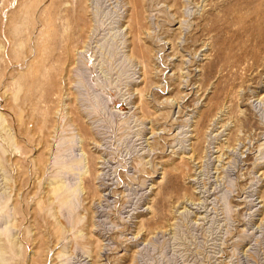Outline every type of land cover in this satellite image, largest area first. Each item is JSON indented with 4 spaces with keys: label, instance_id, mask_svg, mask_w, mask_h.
Listing matches in <instances>:
<instances>
[{
    "label": "rangeland",
    "instance_id": "obj_1",
    "mask_svg": "<svg viewBox=\"0 0 264 264\" xmlns=\"http://www.w3.org/2000/svg\"><path fill=\"white\" fill-rule=\"evenodd\" d=\"M260 5L0 0V264H264Z\"/></svg>",
    "mask_w": 264,
    "mask_h": 264
},
{
    "label": "bare ground",
    "instance_id": "obj_2",
    "mask_svg": "<svg viewBox=\"0 0 264 264\" xmlns=\"http://www.w3.org/2000/svg\"><path fill=\"white\" fill-rule=\"evenodd\" d=\"M260 13H261V16H260V22H259V25H260V28H261V32H262V36H263V41L264 42V0H261V5H260ZM62 186L61 185H58L55 187L54 191L55 193H57L58 191L62 190ZM75 191H73L72 195H74ZM68 196L65 198L64 200V204L63 206L64 207H69L71 208L72 207V202L70 203V201L68 200Z\"/></svg>",
    "mask_w": 264,
    "mask_h": 264
}]
</instances>
